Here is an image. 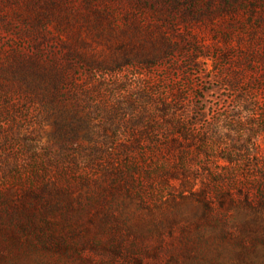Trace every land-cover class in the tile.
Wrapping results in <instances>:
<instances>
[{
  "label": "rangeland",
  "instance_id": "obj_1",
  "mask_svg": "<svg viewBox=\"0 0 264 264\" xmlns=\"http://www.w3.org/2000/svg\"><path fill=\"white\" fill-rule=\"evenodd\" d=\"M168 43L178 70L167 88L208 113L233 107L264 80V0H0V264H257L237 229L224 235L203 216L183 176L111 182L75 147L62 151L54 116L21 93L20 76L53 60L142 59ZM240 74L242 88L226 84ZM133 75L119 73L122 86ZM256 97L264 125V91ZM244 98L242 109L254 105Z\"/></svg>",
  "mask_w": 264,
  "mask_h": 264
},
{
  "label": "trees",
  "instance_id": "obj_2",
  "mask_svg": "<svg viewBox=\"0 0 264 264\" xmlns=\"http://www.w3.org/2000/svg\"><path fill=\"white\" fill-rule=\"evenodd\" d=\"M176 46L168 43L142 59H56L47 72L22 74L26 87L21 93L26 103H39L46 119L54 116L62 151L67 145L75 147L72 151L87 158V167L106 173L111 182L129 189L141 179L153 188L166 176H183L182 185L203 207V216L223 223L224 235L237 229L244 252L264 264V157L259 140L264 125L255 123L256 96L264 91V80L256 87L246 83L243 93L255 98L252 107L242 109L245 95H237V105L217 104L208 113L182 91L166 87L178 70L171 62ZM162 52L168 61L160 59ZM125 68L134 71L132 89L122 86L118 76ZM243 78L235 75L226 84L242 88ZM162 157L174 165L166 169Z\"/></svg>",
  "mask_w": 264,
  "mask_h": 264
}]
</instances>
